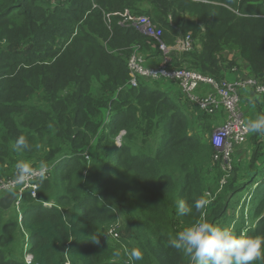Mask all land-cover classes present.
Segmentation results:
<instances>
[{"label":"trees","instance_id":"16d2710c","mask_svg":"<svg viewBox=\"0 0 264 264\" xmlns=\"http://www.w3.org/2000/svg\"><path fill=\"white\" fill-rule=\"evenodd\" d=\"M123 13L147 17L169 47L191 35V50L170 52V69L222 81L241 61L264 81V0H0V174L15 173L21 160L50 169L21 205L37 264H189L170 238L197 220L227 224L231 197L245 188L234 165L223 172L217 163L220 180H204L214 163V115L181 95L184 112L168 91L152 89L175 81L130 84L132 52L149 65L162 52L157 40L122 23ZM231 50L237 61L225 54ZM246 90L256 118L264 116V93ZM21 136L29 147L17 151ZM249 144L256 220L238 235L264 236V133H251ZM110 185L118 194L105 199L101 189ZM206 197L197 211L195 201ZM180 200L190 214H178ZM12 209L0 208V264H25L26 235ZM132 249L143 259L131 262Z\"/></svg>","mask_w":264,"mask_h":264},{"label":"built area","instance_id":"2783aa9c","mask_svg":"<svg viewBox=\"0 0 264 264\" xmlns=\"http://www.w3.org/2000/svg\"><path fill=\"white\" fill-rule=\"evenodd\" d=\"M122 23L129 24L138 32L149 36L158 41V48L162 52L161 61L156 65H144L145 59L140 57L136 51H133L128 61L130 71V84L136 86V77H142L153 81L172 80L175 81L182 95L190 102L205 111L208 115H215L217 110L222 107L226 114L221 125L216 126L211 132V143L215 150L213 158L217 159L218 155H229L235 144L241 143L249 134L246 128L247 122L243 117L240 107V92L243 89L251 88L256 93H264V83L253 77H243L234 81H216L197 71L188 68H168L171 62L170 50L161 40V30L156 29L152 22L145 16H130L126 14ZM173 48L180 52H186L192 48V38L190 34L179 39ZM203 86H208V92L199 93ZM217 152V153H216ZM225 157V156H224ZM34 171L30 180L20 183L16 180V172L10 177L0 176V196L5 193H11L14 197L13 205L19 212L18 222L23 230V215L20 213V206L25 192H29L32 197H36V181L40 178L47 177L50 169L46 166L33 167ZM44 206H51V203H43ZM25 237L24 242V261L26 264H37L33 260L32 254L27 251L28 238L27 233L23 230ZM66 264H69L66 261Z\"/></svg>","mask_w":264,"mask_h":264},{"label":"clouds","instance_id":"9594fccd","mask_svg":"<svg viewBox=\"0 0 264 264\" xmlns=\"http://www.w3.org/2000/svg\"><path fill=\"white\" fill-rule=\"evenodd\" d=\"M246 128L252 134L264 133V116H258L256 119L248 121ZM28 147V140L23 136L19 137L14 145V149L17 151L26 150ZM33 171L34 168L30 162L23 160L17 162L16 180L20 183L30 180ZM6 194L11 193H5L2 196ZM43 203H51L52 205V202ZM208 203L209 201L200 199L195 201L194 207L199 211ZM43 207L51 206L43 205ZM10 208L15 209L13 201ZM191 210V206L183 200L178 201V214L187 215L191 213ZM15 211L17 213V225L20 227L17 218L19 212L16 209ZM20 213L23 215L24 220L25 216L21 206ZM169 244L171 247L180 250L188 258L189 264H256L257 261L264 264V236L238 235L231 228L217 226L206 219L197 220L178 231L174 237L170 238ZM22 250H24V243ZM27 251H29V242ZM116 255H119V253ZM22 259L25 263L24 252ZM128 259L131 262L140 261L143 259V253L138 249H132L128 253Z\"/></svg>","mask_w":264,"mask_h":264},{"label":"rangeland","instance_id":"374dc122","mask_svg":"<svg viewBox=\"0 0 264 264\" xmlns=\"http://www.w3.org/2000/svg\"><path fill=\"white\" fill-rule=\"evenodd\" d=\"M123 16H125V13H123ZM162 42L164 43V41ZM173 50L178 51L177 49L171 47L170 52ZM225 54L236 61L238 60L236 57V53L232 50L227 51ZM159 59L161 61V57ZM151 60H154V59H151ZM148 62L149 61L145 59L143 64L147 65ZM237 63H238V66H237L238 68H236L233 72L230 71L228 73V75L230 76L227 77L226 80H231L235 78H243V77H251L252 74H250L248 70L249 68L246 67V64L241 61ZM260 82L264 83V81H260ZM154 88L161 89L163 91L165 89L166 91L171 92L172 94L170 95V97L182 108L184 112H185V109L189 108L188 106L183 105L184 100H183V97L181 96L182 93L176 82L167 83V84L158 83L152 86V89ZM209 90L210 88L207 86L205 87L204 92L206 93ZM241 95L247 99L246 106H244L245 104H242L243 103L242 100L240 101V107H241V111L243 113V117L245 121L248 122L250 120L256 119L255 109L253 110V105L251 104V101H254L253 91L246 90L242 92ZM225 114H226L225 109L220 107L217 110L216 114L214 115V117L216 118V121L214 122V126H219L223 123ZM124 132H122V135L124 134ZM100 135H102V132L100 133ZM250 135L251 133L249 132L248 136L241 143L235 144L231 153L227 155V157H226V154H222V156H220V154H217L218 158L214 159L213 161L214 163L210 164L203 171V177H204L205 182L209 185H212L220 180V177H219V173L221 171L220 168L222 169L223 172L229 169L231 165H234L238 168L237 182L238 184L240 183L241 185L244 184L245 188L238 191L237 193H235V195L231 197L230 206L226 212L227 219H228L227 224L221 225V227L231 228L237 234L245 227L249 228L250 226H252L256 220V217L252 216V211H250V207L253 205L255 201L256 187L254 183L251 184L249 182V179L247 178L249 174L248 162H249V157L251 155V147L249 144ZM206 136L208 138L209 134ZM210 137H211V134H210ZM120 140L118 138L116 143H120ZM137 144L140 145V143H138V140H137ZM215 161H218V162H215ZM89 162L90 160L87 163ZM217 163L220 165V168L216 166ZM11 174L13 175L14 173L0 174V176L5 177ZM126 188L127 187H125L124 184L120 185V189L122 190V195L123 193L129 194V191L126 190ZM101 191L103 192L105 199H113L118 194V192L115 189V185H110L107 188L101 189ZM206 200H207V197H206ZM10 214L13 217V219L16 218L17 213L15 209L10 210ZM222 221L218 225H220ZM115 237H116L115 230L114 228H112L110 230L109 241L111 243H114L113 238ZM117 258H120V256H118ZM124 263H125V260H124ZM65 264H66V260H65ZM126 264H129V261L128 262L126 261Z\"/></svg>","mask_w":264,"mask_h":264},{"label":"water","instance_id":"95a60500","mask_svg":"<svg viewBox=\"0 0 264 264\" xmlns=\"http://www.w3.org/2000/svg\"><path fill=\"white\" fill-rule=\"evenodd\" d=\"M13 196L11 194H6L2 197H0V208L1 209H9L11 207Z\"/></svg>","mask_w":264,"mask_h":264},{"label":"crops","instance_id":"0c3cea01","mask_svg":"<svg viewBox=\"0 0 264 264\" xmlns=\"http://www.w3.org/2000/svg\"><path fill=\"white\" fill-rule=\"evenodd\" d=\"M147 64H150V62H148ZM157 64V63H156ZM162 84H167V83H162ZM169 94H172L171 92H167ZM181 98V97H180Z\"/></svg>","mask_w":264,"mask_h":264}]
</instances>
